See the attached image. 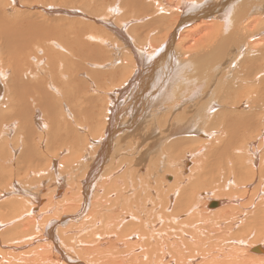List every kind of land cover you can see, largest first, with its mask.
Returning <instances> with one entry per match:
<instances>
[{
  "label": "bare ground",
  "instance_id": "1",
  "mask_svg": "<svg viewBox=\"0 0 264 264\" xmlns=\"http://www.w3.org/2000/svg\"><path fill=\"white\" fill-rule=\"evenodd\" d=\"M46 2L0 0V264H264V0Z\"/></svg>",
  "mask_w": 264,
  "mask_h": 264
},
{
  "label": "rangeland",
  "instance_id": "2",
  "mask_svg": "<svg viewBox=\"0 0 264 264\" xmlns=\"http://www.w3.org/2000/svg\"><path fill=\"white\" fill-rule=\"evenodd\" d=\"M44 2H45V0H43ZM47 2V5L48 6H50L49 4L50 3H52V4H54L55 6H61V7H65L66 5H69V4H72V3H67V1L68 0H59V1H57V0H55L56 1V3H54V2H51L50 0H46ZM49 1V2H48ZM77 4H83V1H88V0H74ZM91 1H94L96 4L98 3L99 4V6H100V4L101 5H104V4H102L103 3V0H91ZM108 2V1H107ZM106 2V3H107ZM63 4V5H62ZM97 4V5H98ZM67 7V6H66ZM77 7H79L78 9H83V10H85L84 8L85 7H82V6H77ZM76 6H74L73 8H77ZM69 8H72V7H69ZM106 8H107V6H106ZM124 9V8H123ZM7 10V9H6ZM8 11V10H7ZM124 11V13L122 14V18L124 19V20H126L127 18H128V15L126 14V10L124 9L123 10ZM59 13H57V14H50L51 16H57ZM40 14H37L36 16H39ZM263 15L264 14H262V16H261V18L263 19ZM33 17L34 19H36L37 21H40V18H37V17ZM70 17V16H69ZM73 18H75V17H73V16H71L69 19H73ZM76 18H80V17H76ZM86 23L89 21V22H92L91 21V19H86V20H84ZM132 24H134V23H132ZM103 30H108V28H103ZM136 34H137V32H136ZM227 34V33H226ZM225 34V35H226ZM0 36H1V32H0ZM138 36V35H137ZM262 39L261 40H264V38L263 37H261ZM38 39H39V42H38V44L39 43H44V41H43V39H42V37H38ZM137 39V38H136ZM2 41V40H1ZM87 42V46H95V47H97L96 45H93L92 44V42H94V41H86ZM118 41H114L113 42V44H111L110 46V48H109V51L108 50H106L105 52L106 53H110L111 52V55H114L115 56V54H116V47H120V46H118ZM30 48H32V47H34L32 44H30V46H29ZM114 47V48H113ZM236 47L237 46H232V47H230L229 49L230 50H234V49H236ZM1 49H2V47H0ZM35 48V47H34ZM0 49V50H1ZM82 51H83V53L86 55L87 54V49L86 48H84V47H82ZM84 49H86V50H84ZM111 49V50H110ZM57 50H58V48H57ZM36 51H37V56H36V58L32 61V64H33V66L30 64L29 65V61H28V66H27V68H29L30 70H32V71H36V70H39V69H41V68H44V70H45V74L46 75H52V76H54L55 75V70H56V67H55V65L52 63V61L50 60V59H47V57L46 56H41L40 54H39V50H37V48H36ZM59 51V50H58ZM60 52V51H59ZM104 52V51H103ZM98 53L99 52H97V53H95L94 55H93V57H97L98 56ZM228 53L229 52H227V53H225V56H226V58H225V60L227 59V57H228ZM127 54H129V51H127L126 52V55ZM110 56V55H109ZM90 58V59H88V60H84V59H80V58H75V60H76V62L77 63H80V65L79 66H81L80 67V72L78 73V79H76L74 82H75V84L80 88V90H82V93H84L85 94V91H86V94H97V93H99L98 91H96V90H94V88H96L95 87V83H96V81H100V82H102L101 84H100V86H101V88L103 89V90H107V89H109V88H112V87H114V86H116L117 85V83H119V80L118 79H115L113 76H111L110 77V75L108 74V71L110 70V69H112L113 68V66H111V65H108V64H102V63H98V62H96V60L97 59H95V58ZM111 57V56H110ZM123 57H125V56H123ZM81 60V61H80ZM91 60H92V63H91ZM61 60L59 59L58 60V62H60ZM87 61H89V62H87ZM56 62H57V60H56ZM86 62H87V64H86ZM95 62V63H94ZM56 64V63H55ZM118 64V63H117ZM47 65V66H46ZM69 65V64H68ZM67 64H65V66H68ZM94 65V66H93ZM121 68V71L120 72H118L120 75H122V76H124L125 75V70H127V68L125 67V64L123 63V64H118ZM226 65V63L224 64V66ZM99 66H101V67H99ZM108 66V67H107ZM111 66V67H110ZM47 67H49V68H47ZM68 68V71H69V67H67ZM86 68V69H85ZM180 68V67H179ZM102 72H104L105 73V76H103V75H99L98 73H102ZM35 74V83H34V86H35V84H37V82L39 81V79H40V76L39 75H37L36 73H34ZM172 74H174L175 75V73H173L172 72ZM26 78V77H25ZM168 79V78H167ZM173 79V78H172ZM179 79H173V80H167V83L166 84H168V87H169V85H171L173 82H176V81H178ZM170 81V82H169ZM165 82H166V78H165ZM97 84V83H96ZM14 85V87H15V84H13ZM94 85V86H93ZM40 88H42L43 90H44V92H39V93H37V95L36 96H38V98H36L37 99V102L38 103H40V104H43L45 107H47L50 111H52V112H55L56 111V107H55V105L53 104V101H52V99H50V98H46L48 95H50L51 93H52V90L49 88V85L48 84H45V83H43L42 82V84L39 86ZM92 87V88H91ZM166 87H167V85H166ZM155 89V90H154ZM173 89V88H172ZM84 90V91H83ZM168 90V89H167ZM134 91V90H133ZM153 91V92H152ZM156 91H158V92H160V89L159 90H156V88H153L152 87V89L148 92V94L146 93L145 95H143V97H145L146 99H148V100H145L144 98V100H140L141 102L138 104V106L139 105H142V108H144V106H145V108L144 109H148L147 108V105L148 104H145V103H148L149 102V97L151 98V100H150V107H152V103L154 102V104L156 103V101L158 102L160 99H162L165 95H163V93H164V91H163V93H162V95L161 96H159V94H158V92H156ZM94 92V93H93ZM156 93V95L157 96H155L156 98V100L154 99V96H153V93ZM81 93V94H82ZM154 93V94H155ZM166 93V92H165ZM66 94V92L65 91H63V96ZM152 94V95H151ZM148 95V96H147ZM153 96V97H152ZM105 97V98H104ZM142 98V97H141ZM98 99V100H97ZM96 99V101H97V105L101 102V101H104L105 99H108V97L106 96V95H104V91H102V95L100 96V97H98ZM153 99H154V101H153ZM159 99V100H158ZM54 101H56V102H58V101H60V104H61V101L62 100H65L67 103H68V105L70 106V107H72V104H71V102H70V100H68L65 96L64 97H60L59 98V96H56V99H53ZM95 102V101H94ZM31 104V106H32V103H30ZM153 104V105H154ZM191 104V103H190ZM137 106V107H138ZM194 107V106H193ZM141 107H139V110L140 109H142ZM156 108H159V106L158 107H156ZM191 108V107H190ZM189 108V109H190ZM138 109V108H137ZM177 111H179V110H177ZM124 110L121 108L120 109V114H121V116L124 114ZM141 112H139V114H140ZM120 116V115H119ZM121 116H120V118H121ZM76 117H77V114H76ZM141 118V117H140ZM139 118V120H137V122H136V124H135V126L141 121V119ZM125 127H123V128H119V130L117 131V133L119 132V131H121V129H124ZM133 128V127H132ZM137 128V127H136ZM135 128V129H136ZM134 130V129H133ZM85 131V130H84ZM83 132V131H82ZM85 133H88V134H90L91 133V131H88V130H86L83 134H85ZM120 133V132H119ZM118 133V134H119ZM90 135H92V134H90ZM148 156H151L149 153H148ZM37 193V192H36ZM218 195H212L211 193H209V195H208V197H209V199H214V198H216ZM221 198V197H220ZM222 198H225V197H222ZM218 201V200H217Z\"/></svg>",
  "mask_w": 264,
  "mask_h": 264
}]
</instances>
